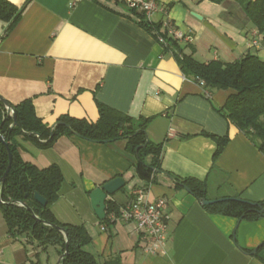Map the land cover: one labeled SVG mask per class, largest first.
<instances>
[{
	"label": "crops",
	"instance_id": "crops-1",
	"mask_svg": "<svg viewBox=\"0 0 264 264\" xmlns=\"http://www.w3.org/2000/svg\"><path fill=\"white\" fill-rule=\"evenodd\" d=\"M9 1L25 7L7 33L9 23L0 19V95L13 106L31 99L37 116L52 128L63 116L96 122L103 103L135 119H150L148 138L162 146L160 169L142 178L124 138L97 142L63 135L53 146L39 148L19 137L25 162L62 171L59 198L50 207L56 219L85 226L92 238L86 249L105 264H264V216L215 213L179 183H205L210 200L261 203L264 154L218 112L231 91L208 95L182 72L176 49L160 43L144 24H162L164 32L163 22L169 20L190 33L194 57L201 62H233L248 53L264 59V32L241 5L157 0L165 10L148 20L123 0ZM3 115L0 109V122ZM206 132L229 137L217 158L218 144ZM151 160L152 155L145 159ZM118 176L126 184L107 196L106 205L123 206L140 185L148 187L150 200L167 199L165 254L146 251L147 233L134 222L105 223L96 215L92 190ZM60 257L58 246L44 248L25 234L13 235L0 206V264H58Z\"/></svg>",
	"mask_w": 264,
	"mask_h": 264
},
{
	"label": "trees",
	"instance_id": "trees-1",
	"mask_svg": "<svg viewBox=\"0 0 264 264\" xmlns=\"http://www.w3.org/2000/svg\"><path fill=\"white\" fill-rule=\"evenodd\" d=\"M235 1L241 5L259 32H264V0ZM24 7L25 5L19 7L9 0H0V19L9 23L6 33L21 17ZM139 15L145 18L143 12ZM144 24L148 29L155 30L157 38L162 35L166 39L167 48L176 49L175 56L187 77L200 85L203 82V87L210 93L215 90L231 91L225 104L217 108L218 112L246 134L264 154V59L248 53L233 62L222 60L201 62L194 57L195 47L191 42H182L169 36L167 31L162 32V24H152L147 20ZM186 48H190L191 52L186 53ZM13 107L18 124L11 127L14 123L12 117H4V115L0 122V133L5 135L13 153L11 169L1 186L2 202H0L9 231L13 235L25 234L44 248L49 245L58 246L61 255L65 252L68 241L69 251L61 264H105L99 262L95 255L86 249L92 238L85 226L61 223L51 212L50 207L59 198L64 182L61 169L57 165L39 168L25 162L18 150L20 145L18 138L33 142L39 148L53 146L63 135H78L97 142L124 138L127 140V150L137 159L133 166L136 167L140 177L148 178L153 170L160 169L162 152L161 144H156L148 138L146 126L150 119H135L108 105L98 103L99 119L96 122L63 116L55 125L51 135L52 126L37 116L31 99H26ZM0 109L5 111L1 101ZM204 134L217 142L218 148L215 153L217 158L228 143L229 137L207 132ZM148 155H152L150 164L145 161ZM8 163L7 148L0 141V179ZM180 182L199 200L206 198L205 183L194 179H183ZM35 192L44 196L47 200L46 206L35 200ZM20 202L29 205L42 220L64 228L67 237L56 227L36 221L33 213L21 206ZM259 204L264 207V201ZM106 206L107 214L103 222L109 223L111 222L108 218L109 214L112 212L119 214L121 207L113 202H108ZM205 207L215 213L237 218L258 219L264 216V212L258 213L253 210L254 206L236 200H227Z\"/></svg>",
	"mask_w": 264,
	"mask_h": 264
},
{
	"label": "built area",
	"instance_id": "built-area-1",
	"mask_svg": "<svg viewBox=\"0 0 264 264\" xmlns=\"http://www.w3.org/2000/svg\"><path fill=\"white\" fill-rule=\"evenodd\" d=\"M126 4L135 10H139L145 14V17L150 20L151 16L157 11H164L157 0H123ZM168 35L182 42H192L193 37L190 33L174 27L167 20L163 22ZM160 43L166 44V39L158 36ZM203 86V82H202ZM210 95V92H208ZM7 116L4 111V117ZM132 197L120 208L119 214L110 213L108 218L111 222L124 220L134 222L137 230L145 231L149 239L146 251L153 255L165 254L167 252L168 236H169V219L167 212L168 201L165 197H159L155 200H150L148 195V187L140 185L132 190Z\"/></svg>",
	"mask_w": 264,
	"mask_h": 264
},
{
	"label": "water",
	"instance_id": "water-1",
	"mask_svg": "<svg viewBox=\"0 0 264 264\" xmlns=\"http://www.w3.org/2000/svg\"><path fill=\"white\" fill-rule=\"evenodd\" d=\"M194 15L198 18H201V16L196 14V13H194ZM0 101L5 106V111L7 113V116L12 117V119L14 121V123L11 125V127H13L14 125H17L18 120H17L16 114H15V109H14L13 105H11L2 95H0ZM68 127H70V125H68ZM53 129H54V127L52 128L51 135H53ZM0 141L6 146L7 151H8V155H9L8 166L6 168L5 173L3 174V176L0 179V202H2L1 186L5 182L7 175L11 169L12 160H13V153L10 150L9 142L7 141L5 135H3L2 133H0ZM125 184H126L125 179L121 176H118V177H115V178L105 182L103 185L98 186L94 190H92V192L90 194V198H91L93 209H94V211H95V213L99 219L104 220L106 218V207H107L106 206V199H107V196L108 195H114L119 190L124 188ZM186 189H188L190 191V189L188 187H186ZM34 198L42 206L47 205V200L44 198V196H42L38 192L34 193ZM227 200H236V201L245 202V203H248L249 205L254 206L255 208H253V210H255L256 212H258V213L264 212V207L261 204L255 203V202H250V201H247V200H244L241 198H235V197H233V198H220V199H213V200L203 198V199H201V203L203 205L207 206V205H213V204H217L220 202H224ZM20 205L27 208L30 212H32L36 221H40V222H43L47 225L56 227L57 229L62 231L64 233V235L67 237L68 234L64 228H62L61 226H58L56 224H52V223H49V222L42 220L38 215H36L34 213L33 209L29 205L22 203V202H20ZM68 251H69V242L67 241L66 246H65V252L61 255V257L58 261V264H61L63 258L67 255Z\"/></svg>",
	"mask_w": 264,
	"mask_h": 264
},
{
	"label": "rangeland",
	"instance_id": "rangeland-1",
	"mask_svg": "<svg viewBox=\"0 0 264 264\" xmlns=\"http://www.w3.org/2000/svg\"><path fill=\"white\" fill-rule=\"evenodd\" d=\"M50 249H52V248H50Z\"/></svg>",
	"mask_w": 264,
	"mask_h": 264
}]
</instances>
